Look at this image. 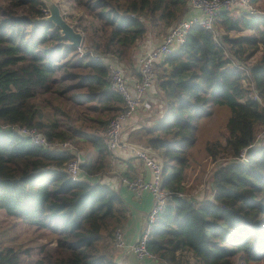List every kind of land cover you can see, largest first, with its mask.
I'll return each instance as SVG.
<instances>
[{"label": "trees", "instance_id": "trees-1", "mask_svg": "<svg viewBox=\"0 0 264 264\" xmlns=\"http://www.w3.org/2000/svg\"><path fill=\"white\" fill-rule=\"evenodd\" d=\"M74 2L85 12L73 24L85 36L83 51L44 19L49 11L43 0H0V122L71 141L84 156L82 170L95 175L111 167L105 132L124 107L105 58L133 64L147 34L165 36L186 17L189 3ZM162 66L158 88L166 112L129 136L163 158V185L174 192L148 248L161 264L264 263V148H250L246 163L233 159L264 127V11L222 12L214 31L194 25ZM219 106L230 114L206 143L208 159L216 163L209 175L214 196H180L189 190L182 178L200 122ZM73 158L0 130V211L13 219L14 229L26 225L46 238L37 255L34 246L0 240V264H119L115 248L103 246L123 228L129 207L109 184L74 180L66 170ZM225 158L232 162L218 164Z\"/></svg>", "mask_w": 264, "mask_h": 264}, {"label": "built area", "instance_id": "built-area-1", "mask_svg": "<svg viewBox=\"0 0 264 264\" xmlns=\"http://www.w3.org/2000/svg\"><path fill=\"white\" fill-rule=\"evenodd\" d=\"M189 8L199 10L201 15L192 17H184L170 28L164 39L145 52L140 58V78L135 86H131L124 71L123 64L118 62H109L108 57L105 60L109 64L110 81L112 86L120 93L124 100L123 109L113 117L106 129V147L112 153L116 150L125 151L128 156L137 158L150 169V179L143 177L130 179L123 178L122 183L127 185L134 191L136 196H140L143 191H149L154 199L151 210L147 213L140 236L137 242L127 245L121 228L117 229L112 235L113 247L122 251L129 247L131 251L140 259L150 258L156 260V255L148 248L150 234L154 223L158 220L160 214L166 209L169 200L173 196V191L163 185L164 182V160L151 147L133 142L125 136L126 124L131 116L144 106L143 99L146 92L158 86L160 69L158 65L163 62L179 45L183 44L194 25H201L207 30L214 31L216 20L222 12L238 11L250 15L261 14L257 3L253 0H188ZM83 51L82 47H79ZM148 106V105H147ZM0 130L13 131L21 136L28 138L33 144L52 152H70L75 158L68 162L66 170L74 180L81 179V163L82 159L80 151L71 141H58L49 139L42 131L35 126H21L13 123L0 122ZM264 148V127L258 130L255 141L242 148L239 155L233 158L237 162L246 163L249 161L250 148ZM232 159H224V165L231 163ZM215 161L211 163L210 169L215 165ZM198 162L194 163L192 169H187L183 173V184L191 187L194 177L201 170ZM209 169V170H210ZM210 175V171L208 172ZM207 174V177H208ZM192 182V183H191ZM193 191V189L191 190ZM196 192V191H195ZM194 191L191 193L181 192L180 196L187 198H199ZM160 261V260H159Z\"/></svg>", "mask_w": 264, "mask_h": 264}, {"label": "crops", "instance_id": "crops-1", "mask_svg": "<svg viewBox=\"0 0 264 264\" xmlns=\"http://www.w3.org/2000/svg\"><path fill=\"white\" fill-rule=\"evenodd\" d=\"M62 8V5H61ZM63 12V11H62ZM196 15H201V12L196 9L189 8V12L186 17H192ZM164 34H151L149 32L147 36L137 45L134 50V56L136 57L135 62L133 64H123L124 71L126 72V76L130 82L131 86H135L140 78V58L141 56L159 44L164 39ZM116 61V59H111ZM117 62V61H116ZM161 63H159L160 74L163 66L161 67ZM156 86L153 89H150L146 92L145 98L143 99L144 106L140 107L129 119L125 128V136L129 138L130 134L133 131L139 130L141 127H150L155 125L165 114L166 112V103L164 101V96L162 91ZM148 105V106H147ZM219 117L217 115L215 118ZM130 140V139H129ZM132 141V140H131ZM137 142V141H133ZM141 143V142H137ZM143 144V143H141ZM86 152V151H85ZM88 152V151H87ZM80 156L82 161H84L82 156V152L80 151ZM205 163L207 162V169H209L211 163H209L210 159L206 158ZM111 167L108 171L102 172L95 175H89L86 171L82 170L81 179L89 180L93 183H106L115 188L123 197L126 204L129 207L128 219L123 225L122 231L124 235L125 242L127 245H132L137 242L141 229L143 227L145 218L147 213L151 210L154 204V199L152 194L149 191H143L140 196H136L134 191L131 190L127 185L122 183L123 178L135 179L139 177H143L145 179H150L151 172L150 169L143 163V161L128 156L125 151L116 150L112 152V158L110 161ZM204 169V165L202 167ZM203 170H201L202 172ZM200 172V173H201ZM200 173L194 177V181L191 187H186L189 190H192L197 193L199 198L202 199H211L214 196V191H207V184L203 185L204 182L209 179L208 172H204L200 175ZM208 174V177H207ZM199 176L201 178L197 179ZM197 179V180H196ZM203 180L202 184L201 181ZM191 182V183H192ZM187 189V190H188ZM212 192V193H211ZM205 195V198L202 196ZM211 195V196H210ZM200 199V200H202ZM107 245L108 251L113 250V244L105 243L103 247ZM115 254V260L119 262V264H161L160 262H155L150 258H138L129 247L126 249L113 250ZM147 260L146 262H143Z\"/></svg>", "mask_w": 264, "mask_h": 264}, {"label": "rangeland", "instance_id": "rangeland-1", "mask_svg": "<svg viewBox=\"0 0 264 264\" xmlns=\"http://www.w3.org/2000/svg\"><path fill=\"white\" fill-rule=\"evenodd\" d=\"M46 3L50 0H44ZM55 2H60L62 5L61 10L63 11L62 13L64 16H66V19L68 22H70L72 25L78 21V18H80L82 15L85 16V12L82 8L78 7L74 0H51ZM258 5V8L260 11H264V0H260L259 2H255ZM48 8V5H46ZM49 11V10H48ZM50 13V12H48ZM155 34L156 32L153 31ZM151 33V34H153ZM127 64V62H126ZM230 111L229 108L226 106H219L215 108V113L212 117L209 118H204L201 120L200 124V131L198 135V140L196 144L193 146L191 150V165L188 169H192L194 163H199L201 166L204 165L203 171L200 173V175L204 172H209L211 173V170L214 168V165L210 170L207 169L208 163H205V159L208 158V154L206 152V143L208 139L214 137L215 135L217 136L220 132V128L223 126V124L226 122V119L229 117ZM217 115L219 117L215 118ZM219 129V130H218ZM214 134V132H216ZM163 159V158H162ZM227 159V158H225ZM224 160V159H223ZM218 161V164L223 162ZM214 162L211 158L209 163ZM217 164V165H218ZM201 178L199 176L197 179ZM210 178V176H209ZM196 179V180H197ZM203 180L201 181L202 184ZM207 184V191H214L213 186H212V178L207 179L206 182L203 183V185ZM188 193H191L193 191L188 190ZM212 193V192H211ZM204 194L202 197L205 198ZM211 196V195H210ZM199 197V196H198ZM213 198V197H212ZM211 198V199H212ZM14 221L12 218L7 217V215L0 211V240H3L5 242H12L14 244H17L18 246H22L23 248H26L28 246H34L35 247V252L32 253V255H37L36 250L39 248V244L43 241L46 240V238L39 236L36 232H33L28 226L26 225H17V227L14 229ZM115 259V255L113 256ZM147 260L143 261L146 262ZM155 262H160L158 260H154ZM25 264H33L30 260H26ZM264 264V263H262Z\"/></svg>", "mask_w": 264, "mask_h": 264}, {"label": "water", "instance_id": "water-1", "mask_svg": "<svg viewBox=\"0 0 264 264\" xmlns=\"http://www.w3.org/2000/svg\"><path fill=\"white\" fill-rule=\"evenodd\" d=\"M43 2L46 3L44 0ZM46 5H48V10L50 13L44 19L47 21H52L57 26H59L63 36L69 39L70 45L82 47L85 40L84 34L77 30L75 26L68 22V20L64 17L60 4L50 0ZM257 99L260 102L262 101L260 97H257Z\"/></svg>", "mask_w": 264, "mask_h": 264}]
</instances>
